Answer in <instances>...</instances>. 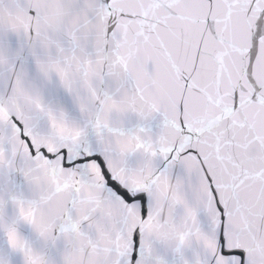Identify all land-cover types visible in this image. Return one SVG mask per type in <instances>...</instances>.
I'll list each match as a JSON object with an SVG mask.
<instances>
[{"label":"snow or ice","instance_id":"snow-or-ice-1","mask_svg":"<svg viewBox=\"0 0 264 264\" xmlns=\"http://www.w3.org/2000/svg\"><path fill=\"white\" fill-rule=\"evenodd\" d=\"M0 264H264V0H0Z\"/></svg>","mask_w":264,"mask_h":264}]
</instances>
